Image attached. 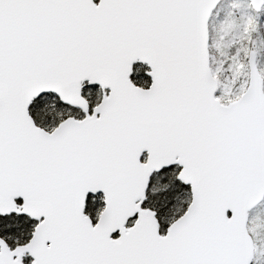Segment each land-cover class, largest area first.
Listing matches in <instances>:
<instances>
[{"label": "snow or ice", "instance_id": "6c2138e0", "mask_svg": "<svg viewBox=\"0 0 264 264\" xmlns=\"http://www.w3.org/2000/svg\"><path fill=\"white\" fill-rule=\"evenodd\" d=\"M0 264H264V0H0Z\"/></svg>", "mask_w": 264, "mask_h": 264}]
</instances>
